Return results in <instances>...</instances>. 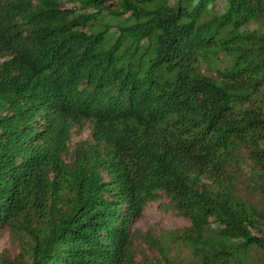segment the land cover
I'll use <instances>...</instances> for the list:
<instances>
[{
	"label": "trees",
	"instance_id": "1",
	"mask_svg": "<svg viewBox=\"0 0 264 264\" xmlns=\"http://www.w3.org/2000/svg\"><path fill=\"white\" fill-rule=\"evenodd\" d=\"M163 197L189 226L139 261ZM3 230L0 264H264V0H0Z\"/></svg>",
	"mask_w": 264,
	"mask_h": 264
},
{
	"label": "rangeland",
	"instance_id": "2",
	"mask_svg": "<svg viewBox=\"0 0 264 264\" xmlns=\"http://www.w3.org/2000/svg\"><path fill=\"white\" fill-rule=\"evenodd\" d=\"M223 1H218L215 9L219 10L223 7ZM113 24V22H111ZM113 32H116L113 30ZM91 126L86 124L83 129L74 130L70 149L74 150L77 145L83 141L91 139ZM189 226V222L178 216L171 206L170 200L163 197L158 202L149 203L143 213V216L137 220L133 226L136 231V251L137 260L143 258L153 260L157 257V253L152 250L145 242L144 236L149 235L154 238H162L169 236L172 231H182ZM19 253L18 246L12 242L9 233L3 230L0 233V256L15 257Z\"/></svg>",
	"mask_w": 264,
	"mask_h": 264
}]
</instances>
